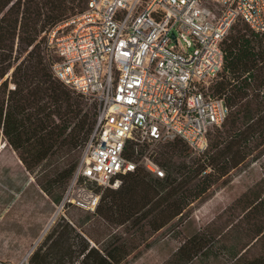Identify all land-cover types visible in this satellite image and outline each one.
Segmentation results:
<instances>
[{
  "label": "trees",
  "instance_id": "obj_1",
  "mask_svg": "<svg viewBox=\"0 0 264 264\" xmlns=\"http://www.w3.org/2000/svg\"><path fill=\"white\" fill-rule=\"evenodd\" d=\"M72 1L0 0V127L28 171L34 172L52 156L54 168L37 181L56 203L62 199L54 193L58 182L74 176L97 122L84 111V98L52 74L47 38L42 35L70 17ZM245 25L223 41L224 68L213 90L225 99L231 112L210 149L190 164H177L171 157L182 150L181 140L161 143L164 146L156 149L155 160L165 169L164 178L139 167L123 175L116 189L90 184L101 195L92 214L97 219L116 226L143 223L158 231L182 216L217 178L251 157L264 155V33ZM235 206H242L243 216L232 228L240 229L244 236L228 247V259L232 264H264V253L249 257L248 249L237 250L241 243L244 248L250 244L244 237L259 240L264 236V176ZM96 233L102 232L77 234L83 244L74 250L69 224L59 233L55 227L31 256L30 264H122L127 260L131 251L124 237L114 232L105 244ZM212 250L210 239L194 237L179 248L175 260L189 264L210 256Z\"/></svg>",
  "mask_w": 264,
  "mask_h": 264
},
{
  "label": "built area",
  "instance_id": "obj_2",
  "mask_svg": "<svg viewBox=\"0 0 264 264\" xmlns=\"http://www.w3.org/2000/svg\"><path fill=\"white\" fill-rule=\"evenodd\" d=\"M237 21L263 34L264 0H88L54 26L52 74L99 109L64 205L96 213L101 195L90 184L116 189L139 167L164 178L161 143L207 150L210 131L231 112L213 85Z\"/></svg>",
  "mask_w": 264,
  "mask_h": 264
},
{
  "label": "rangeland",
  "instance_id": "obj_3",
  "mask_svg": "<svg viewBox=\"0 0 264 264\" xmlns=\"http://www.w3.org/2000/svg\"><path fill=\"white\" fill-rule=\"evenodd\" d=\"M87 1L73 0L70 4L73 6L70 17L82 13L87 7ZM54 26L49 27L48 32L42 35H46L48 39V33ZM243 26H246L243 22H237L229 36L236 35L237 30ZM70 31L71 27L60 29L56 36L67 35ZM50 57L54 58L52 54ZM10 86L13 87L14 83L10 82ZM84 100L87 103L84 111L88 110L90 116L97 120V103L85 98ZM223 130L224 124L210 131L207 150ZM2 142L7 145L0 152V264H30L31 256L48 234L55 227L58 233L61 232L67 223L72 242H75L72 246L74 250H79L81 243L83 244L77 238L79 233L98 230L102 233L96 234L105 244L112 240V233H119L131 251L122 264H180L175 260V254L188 239L194 237L210 239L213 250L210 256L196 258L189 264H232L234 261L228 259V247L238 243V236H244L240 229L232 228L243 216L242 206L235 204L264 176V155L251 157L226 176L217 178L201 197L192 200L182 216L176 217L160 230H152L143 223L116 226L97 219L93 213L73 205H64L63 199L70 180L65 183L58 182L59 187L54 193L62 196L59 203L43 190L37 179L54 168L55 165L50 160L52 156L34 172H30L18 151L8 143L0 127V145ZM163 146L159 144L157 150H161ZM179 146L182 150L172 155L173 163L186 161L190 164L192 159L203 154L193 151L183 140ZM244 241L250 244L246 248L244 243L239 244L238 252L248 249L246 254L249 257L264 253V236L259 240L247 236ZM60 250L64 251L66 248Z\"/></svg>",
  "mask_w": 264,
  "mask_h": 264
},
{
  "label": "bare ground",
  "instance_id": "obj_4",
  "mask_svg": "<svg viewBox=\"0 0 264 264\" xmlns=\"http://www.w3.org/2000/svg\"><path fill=\"white\" fill-rule=\"evenodd\" d=\"M6 145H7L6 142H4V143L2 142V144L0 145V152L2 151L3 148L6 147ZM44 234H45V232L43 233V235H44ZM43 235H42V236H43Z\"/></svg>",
  "mask_w": 264,
  "mask_h": 264
}]
</instances>
